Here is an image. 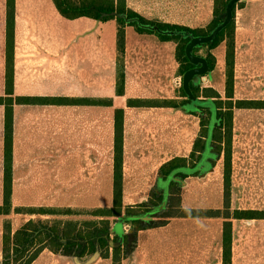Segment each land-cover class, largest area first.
I'll return each instance as SVG.
<instances>
[{
	"label": "crops",
	"instance_id": "0c3cea01",
	"mask_svg": "<svg viewBox=\"0 0 264 264\" xmlns=\"http://www.w3.org/2000/svg\"><path fill=\"white\" fill-rule=\"evenodd\" d=\"M8 1L0 0V78L4 86L0 95L5 92L6 83ZM73 1L78 4L93 1L102 7H117L124 2L127 9L149 21L198 30L187 44L193 38L202 39L192 48L199 61L193 63L185 49L189 60L186 64L192 66L181 73L183 63L177 58L178 43L163 41L155 33H141L127 24L125 94L117 95L118 15L107 20L91 15L67 18L59 11L56 0H14L15 96L41 101L22 100L14 106L12 196L14 209L19 211L14 212L23 221L18 227L12 224L13 234L36 218L48 220L44 229L51 233L50 221L57 219L55 214L32 213L29 209H102L105 180L111 183L109 191L113 197L115 110L119 108L124 109V206V199L133 196L145 199L138 202H147L151 208L154 193L163 197V204L159 202L156 208L157 212L162 211L175 181L173 174L180 170L165 175L161 168L174 160L187 159V180L214 172L217 161L212 139L214 122L207 121L203 126L205 111L197 109L200 105L211 107L215 117V98H210L214 94L202 98L193 89L203 85V89L219 94L224 89L226 42L212 50L206 44L231 22L234 7L235 79L248 85H264V0H230L227 13L221 16L222 24L213 30L209 27L215 19L216 0ZM87 10L94 13L88 8L84 12ZM182 37L189 34L183 33ZM209 54L216 59L213 70L208 68ZM251 71L260 73L252 75ZM191 73L195 78L187 83V75ZM186 83L192 92L187 90ZM105 99H111L113 104L105 105ZM136 99L151 103L128 104ZM178 100L177 106H170V101ZM203 131L209 132L207 138L202 137L206 141L203 157L198 159L200 147L197 158L192 159L195 143ZM179 179L184 183V179ZM4 180L5 108L0 105V205ZM143 182H147V193H142ZM61 198L71 200L61 203ZM7 216L0 215V259ZM155 229L147 228V236ZM112 231L115 232L112 236L117 234L121 238L128 234L125 221L122 218L114 221ZM81 260L85 261L83 257ZM30 264L75 263L71 257L46 247Z\"/></svg>",
	"mask_w": 264,
	"mask_h": 264
},
{
	"label": "rangeland",
	"instance_id": "374dc122",
	"mask_svg": "<svg viewBox=\"0 0 264 264\" xmlns=\"http://www.w3.org/2000/svg\"><path fill=\"white\" fill-rule=\"evenodd\" d=\"M200 40L202 39L198 37L193 38V41L186 46L187 55L193 63H197L199 59L193 55L192 48L199 44ZM217 72H219L218 69H216ZM195 73L196 71L193 74ZM258 73L260 72L251 71L252 75ZM193 74L187 75V83L195 78ZM252 81L255 80L253 79ZM187 83V90L192 92L191 86ZM234 83V103L244 99H264V85H248L239 78L235 79ZM3 90L4 86L1 84L0 78V94ZM220 92L223 105L228 107L230 102L226 97V85ZM209 93L212 94L213 92L203 89V85L202 88L200 87V92H196L202 98ZM175 103L179 104L180 102L178 100ZM207 118L208 115L205 112V124L208 121ZM232 122L231 135L234 164L230 212L225 203L224 157H222V159H217L214 162V172L210 175H199L188 180L185 178L184 183L180 181L179 184H172L171 190L175 192L173 197L169 195L162 211L157 212L156 209L151 208L152 214L146 219L148 223L137 221L131 225L129 221H125V228L127 233H130V238L128 243L124 244L121 249V255L123 254L124 256L122 264H222L221 231L225 221L223 216L228 213L234 216L236 210L264 211V109L235 107L233 108ZM224 137V143H227L230 137L227 129ZM216 143L219 148V143L217 141ZM200 146L201 142L198 144V147ZM225 146L227 144H224ZM197 156L198 154H195L193 159H196ZM189 162L193 165V160ZM131 184L134 185L132 182ZM140 184L143 189L142 193H147V182ZM110 185L111 183L105 180L103 208H109L113 205V197L109 191ZM70 200L69 198H61L60 202L65 203L70 202ZM139 200L145 199H137L133 196L127 197L124 199V209L132 205L131 214L147 213V209L150 206L148 205L147 208V202L141 203L138 202ZM12 203L13 209L11 214L7 216L6 221L14 224V227H18L23 219L21 216L19 218L14 212L13 196ZM87 203H90V201H87ZM150 203L152 206L159 205V199L154 193L150 198ZM68 209L67 207L51 209L56 212L55 217L57 219L50 221L52 222L50 229L55 227L57 231L62 233L63 231L65 232V229L71 232L72 228L76 227L77 231L82 233L78 237L81 244L84 243V240L80 238L81 236H87L95 228H99L101 231L104 224L101 223L100 216L97 218L94 215L95 209L90 207L70 208L71 211ZM214 211H220V217H208ZM166 214H197L200 216L166 217ZM74 218L78 220H74ZM39 219L36 218L35 220L40 228V231L36 233L38 242L43 241V244L57 247L56 242L47 238L45 234L47 231L44 228L48 226V220ZM117 219L119 217H111V225ZM232 222L233 264H264V218L236 219L232 217ZM152 223H161L162 225L149 232L147 236V224L150 225ZM142 226H144V229L138 230ZM132 230L133 232H131ZM39 233L41 235H38ZM114 238L115 236L110 235L109 251L105 248L100 249L101 255L102 253H109L110 257H101L93 264H113V247L116 245ZM133 241H135V245H133ZM37 248L38 245H35L24 259ZM71 250L84 254L83 258L85 260L93 254L88 244L84 247L75 246ZM129 250H133L134 256L128 255Z\"/></svg>",
	"mask_w": 264,
	"mask_h": 264
},
{
	"label": "trees",
	"instance_id": "16d2710c",
	"mask_svg": "<svg viewBox=\"0 0 264 264\" xmlns=\"http://www.w3.org/2000/svg\"><path fill=\"white\" fill-rule=\"evenodd\" d=\"M230 0H216V11L215 19L210 25V30L218 28L223 22V17L228 11V3ZM56 5L59 11L67 18H76L81 15L93 16L97 19L107 20L118 15L119 23V32H118V68H117V95L125 94V65H124V55H125V27L126 25H133L141 33H155L163 41H175L178 43L177 47V58L183 63L181 66L180 72L183 73L187 68L192 66L191 64H186L188 58L185 52L186 45L190 40V36H195L199 33L198 30H193L186 27L169 25L164 23H158L154 21H149L146 18L142 17L138 13H135L132 10L127 9L125 3L119 4L117 7H102L97 6L93 1H85L82 4H78L73 0H56ZM92 9L94 13L89 12L88 10ZM92 11V12H93ZM233 18L230 23L225 25L222 29L219 30L217 36L209 43L206 44L209 50H212L218 47L221 43L226 42L227 53H226V97L229 99V106L225 107L223 105L222 96L214 90H211L214 95H210V98L214 97V116L211 107L207 106H197V109L204 110L208 113L209 121L214 122V129L212 133V139L214 141L216 158L219 159L222 154L224 157V187H225V203L226 207L230 208L231 201V187H232V172H233V148H232V129H233V108H262L264 109V100H238L234 103V82H235V7L232 11ZM14 0L8 1V19H7V53H6V83H5V92L0 95V105L5 108V180H4V198L3 203L0 205V215H9L13 209L12 203V194H13V135H14V106L17 101H41V98H17L15 96V86H14ZM183 33L189 34V37H182ZM208 68L213 70L216 65V59L211 54L207 57ZM185 63V64H184ZM194 94L200 92V87L193 89ZM187 96V95H186ZM200 96V95H196ZM190 102V100L186 101ZM151 102L136 99L129 100L128 104L130 106H145V104H150ZM111 99H105V105H112ZM170 106H177L175 101L169 102ZM192 111L190 113H195ZM202 125H205L204 117ZM229 132V139L227 143H224V134L225 130ZM124 134V109L115 110V145H114V186H113V205L109 208H102L94 211L95 216L103 217L101 223L104 224L101 231L99 228H95L87 236H81L84 240V245L81 244L78 240L80 231H77V228H72L71 232L65 229V232L62 233L57 231L55 227H52L51 233H46L47 238L52 239L58 245L53 247V245L43 244V241L38 242L36 233L40 231V228L37 226L36 221L30 220L25 223L19 230L13 234L11 222L5 221L4 225V234H3V257L0 259V264H30L32 263L40 252L49 247L55 253L63 254H76L80 257H83L84 254L80 252H75L71 250L75 246L84 247L87 244L91 247V253H94L98 249H108L110 248V235L115 233L112 231V225L110 218L119 217L124 221L132 220L133 223L141 221L140 218L144 217L145 214H151V208L147 209V213L140 214H131L130 209L133 207H127L124 209L123 204V138ZM209 132L203 131L201 137L198 138L195 143V151L192 153V159L194 158L197 148L201 147L200 155L198 159H202V152L205 150V142H203L202 137L207 138ZM219 143V148L217 143ZM199 142L203 143L198 147ZM224 144L227 146L224 147ZM188 169L187 159H177L161 168V172L165 175H171L173 172L180 170L177 174L174 173V177L178 180L179 178H187L189 174L186 172ZM185 171V172H183ZM172 184H179L176 181H173ZM174 190H171L170 197H173ZM159 202H163V197H157ZM163 204V203H162ZM161 204V205H162ZM142 205V204H141ZM144 205V204H143ZM164 208H162L163 210ZM21 210V209H19ZM70 210V209H68ZM16 212H19L18 209H15ZM32 213H42V214H56L54 210L43 209V208H33L29 209ZM71 211V210H70ZM230 212V209L228 210ZM71 214V213H69ZM257 215V216H256ZM150 216V215H148ZM166 217H196L200 215H177V214H166ZM208 217H220V211H214L213 214ZM225 221L223 223L222 231V264H233V222L232 217L236 219H262L264 218V211H254V210H236L235 215L232 216L230 213L223 216ZM148 223V222H147ZM161 223H152L147 224V228L161 226ZM144 229V226L138 228V230ZM54 233V235H52ZM106 234V235H104ZM38 235H41L39 233ZM120 236L115 234L114 241L116 245L113 247V264H122L124 259L123 254L121 255V249L124 244L128 243L130 238L129 234H124L120 240ZM65 239V240H64ZM132 243H135L133 241ZM35 245H38V248L29 255L26 259L25 256L29 253ZM131 251V250H129ZM130 253V252H129ZM125 255V254H124ZM129 255V254H128ZM102 257L108 258V254L102 253Z\"/></svg>",
	"mask_w": 264,
	"mask_h": 264
},
{
	"label": "water",
	"instance_id": "95a60500",
	"mask_svg": "<svg viewBox=\"0 0 264 264\" xmlns=\"http://www.w3.org/2000/svg\"><path fill=\"white\" fill-rule=\"evenodd\" d=\"M129 222H130L131 225L133 224V221L132 220H130ZM131 232H133V230ZM128 234L130 235V233H128ZM133 245H135V243H133ZM63 255H66L68 257H71L73 259V261H74L75 264H92L93 262H95L101 256V251H100V249H98L91 256H89V258L87 260H85V261H82L81 260V257L78 256V255H76V254H74V253L73 254H63ZM129 255L131 257L134 256L133 250L130 251ZM132 259H130V260L132 261Z\"/></svg>",
	"mask_w": 264,
	"mask_h": 264
},
{
	"label": "flooded vegetation",
	"instance_id": "af4514ba",
	"mask_svg": "<svg viewBox=\"0 0 264 264\" xmlns=\"http://www.w3.org/2000/svg\"><path fill=\"white\" fill-rule=\"evenodd\" d=\"M175 181H176L177 183H180L181 180H180V179L177 180V179L175 178ZM151 206H152V205H151ZM158 206H159V205H153L151 208L155 210L156 208L158 209ZM151 214H152V213H151ZM151 214H149V215H151ZM144 218H145V219H144ZM146 219H147V215H146V214H145L144 217L140 218V220H141V221H144V222H147ZM129 220H130V219H129ZM120 240H121V238H120Z\"/></svg>",
	"mask_w": 264,
	"mask_h": 264
}]
</instances>
